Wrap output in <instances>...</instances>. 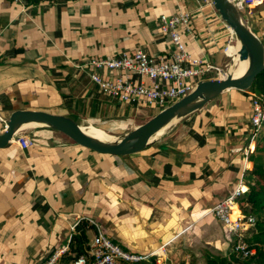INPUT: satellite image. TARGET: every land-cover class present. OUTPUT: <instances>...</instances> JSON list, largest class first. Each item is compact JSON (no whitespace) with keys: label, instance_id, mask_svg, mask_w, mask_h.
I'll return each instance as SVG.
<instances>
[{"label":"crops","instance_id":"0c3cea01","mask_svg":"<svg viewBox=\"0 0 264 264\" xmlns=\"http://www.w3.org/2000/svg\"><path fill=\"white\" fill-rule=\"evenodd\" d=\"M24 4L0 0V131L17 110L71 116L104 129L154 116L101 94L80 66L139 49L160 58L174 48L160 31L161 16L197 14L200 7L198 0ZM238 7L264 44V0L251 10ZM227 38L217 17H197L193 33L183 34L191 55L218 66ZM253 95L250 89L225 91L129 156L99 154L41 126L21 130L0 149V264H41L69 249L73 228L83 220L95 221L129 252L163 253L168 264H207V252L228 255L233 237L210 212L238 187L246 190L257 146ZM21 137L33 145L19 148ZM94 233L88 231L89 241Z\"/></svg>","mask_w":264,"mask_h":264},{"label":"built area","instance_id":"2783aa9c","mask_svg":"<svg viewBox=\"0 0 264 264\" xmlns=\"http://www.w3.org/2000/svg\"><path fill=\"white\" fill-rule=\"evenodd\" d=\"M11 1L24 9L25 0ZM198 1L200 7L197 14L179 11L172 16H161L160 31L169 36L174 46L173 50L166 55L155 58L139 49L133 54L122 53L119 56L107 58L94 57L83 63L80 68L88 71L92 85L101 94L120 104L136 110L151 109L155 114L171 106L193 92L200 80L208 79L211 74L221 75L222 72V66L214 64L207 58H196L188 52L183 42V34L193 33L195 19L205 18V16L219 18L228 34L222 48V53L226 57L229 48L234 46L232 43L236 40L233 30L221 19L215 9L214 0ZM235 2L247 10H251L257 4V0H235ZM132 73L142 76L145 80L135 82L131 77ZM251 106L253 109L251 139L256 140L264 119V98L253 95ZM2 120L0 116V121ZM16 142L21 149H27L33 145V140L29 137L18 138ZM244 192L243 186L238 187L233 194L217 203L210 213L220 220L233 239H237L235 251L243 257H248L253 255L255 250L247 249L244 238L253 228L255 219L246 216L239 207L238 201ZM237 209L239 214H235ZM88 221L93 224L95 233L88 243L87 254L80 255L71 264H135L139 262L168 264L163 253L152 256L123 249L108 237L95 221ZM67 250L66 248L56 251L41 264H66L62 258Z\"/></svg>","mask_w":264,"mask_h":264},{"label":"water","instance_id":"95a60500","mask_svg":"<svg viewBox=\"0 0 264 264\" xmlns=\"http://www.w3.org/2000/svg\"><path fill=\"white\" fill-rule=\"evenodd\" d=\"M214 4L221 19L233 30L236 41L241 44L240 60L248 61V68L242 77L234 78L228 75L223 79H202L186 97L156 113L134 129L113 136L114 140L102 141L88 135L71 116L45 111L17 110L11 114L5 128L0 131V149L14 141L26 125L33 124L57 131L73 143L99 154L129 156L147 148L152 137L159 131L204 108L225 91L249 90L264 73V44L253 32L243 12L233 0H214Z\"/></svg>","mask_w":264,"mask_h":264},{"label":"trees","instance_id":"16d2710c","mask_svg":"<svg viewBox=\"0 0 264 264\" xmlns=\"http://www.w3.org/2000/svg\"><path fill=\"white\" fill-rule=\"evenodd\" d=\"M250 91L257 96L264 98V73L250 88ZM257 146L251 154L250 159L254 165L251 170L245 173L246 190L238 201L241 211L255 219V224L244 240L248 250H255V253L243 257L235 251L237 239H233L231 250L226 256L215 255L207 252L205 258L207 264H238L242 259L244 264H264V119L260 125L256 137ZM94 228L88 220H83L74 230V235L69 249L64 253L62 260L71 264L77 257L87 254L88 231ZM135 264H154V262H139ZM195 264V263H190Z\"/></svg>","mask_w":264,"mask_h":264},{"label":"bare ground","instance_id":"6f19581e","mask_svg":"<svg viewBox=\"0 0 264 264\" xmlns=\"http://www.w3.org/2000/svg\"><path fill=\"white\" fill-rule=\"evenodd\" d=\"M237 44L236 46H231L229 49V53H233L235 57H237V60L233 61L228 69L227 72L225 73V75H223V78H225L228 75L233 76L234 78H240L242 77L247 68H248V61H241L240 57H239V50L241 48V44L239 41H236ZM85 124V123H84ZM31 126H36V125H26L23 129L25 128H29ZM82 129L84 132H86L88 135L93 136L99 140L102 141H106V140H114L115 138H113V135L108 134L106 131H104V129L98 128L96 127L94 124H87V125H81ZM167 128L162 129L161 131H159L155 136L152 137L151 142L156 140L158 137H160L164 131ZM43 135V134H42ZM235 214H239V211H235Z\"/></svg>","mask_w":264,"mask_h":264},{"label":"rangeland","instance_id":"374dc122","mask_svg":"<svg viewBox=\"0 0 264 264\" xmlns=\"http://www.w3.org/2000/svg\"><path fill=\"white\" fill-rule=\"evenodd\" d=\"M234 46H236V44H237V42H236V40H234V42L232 43ZM230 49V48H229ZM234 54L232 53H229V50H228V52H227V57L226 58H224V62H223V64H222V67H221V69H222V72H221V75H219V74H211L209 77H208V79H216V78H222L223 77V75H225V73L227 72V69H228V67H229V65L233 62V61H235V60H237V57H235V56H233ZM151 117H142V118H138L137 120H136V122H135V124H133V125H128L127 126V124L126 123H124V122H115V123H110L107 127H106V129H104L101 125H95L96 127H98V128H101V129H104V131H106L108 134H110V135H113V136H117V135H120V134H123V133H125V132H128V131H130V130H132V129H134V127L136 126V125H138V124H140V123H144V122H146L147 120H149ZM80 123V125H87L88 123H85V122H79ZM85 123V124H84ZM127 128V129H126ZM246 236H248V235H246ZM244 261L242 260V259H240L239 260V263L238 264H244L243 263Z\"/></svg>","mask_w":264,"mask_h":264}]
</instances>
